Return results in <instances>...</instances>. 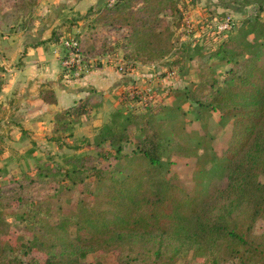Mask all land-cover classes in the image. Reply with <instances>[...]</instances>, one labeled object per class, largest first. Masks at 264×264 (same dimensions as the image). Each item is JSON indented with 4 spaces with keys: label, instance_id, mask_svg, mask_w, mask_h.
<instances>
[{
    "label": "trees",
    "instance_id": "trees-1",
    "mask_svg": "<svg viewBox=\"0 0 264 264\" xmlns=\"http://www.w3.org/2000/svg\"><path fill=\"white\" fill-rule=\"evenodd\" d=\"M103 8L98 20L118 29L117 42L126 60L153 63L170 52L173 21H166L165 15L180 19L176 0H114ZM245 24L254 25L250 32L256 33L255 40H243L242 47L252 42L257 46L238 69H230L222 90L206 102L198 101L195 109L200 124L207 110L218 112L220 120L230 119L222 160L211 165L215 153L207 131H187L182 122H172L170 139L160 146L146 119L138 135L140 143L123 153L121 143L129 141L131 120L128 114L120 120L121 112L115 109L112 124L103 126L92 143L97 158L114 159L107 167L106 182H102L104 170L98 161L88 162L94 155L73 158L71 167L62 170V179L79 185L81 196L70 214L39 218L36 236L22 246L23 254H32L28 264H83L81 259L93 250L113 252L116 264H176L184 252L202 253L207 264H264V231L254 229L256 220L264 216V180L260 179L264 174V24L255 20ZM59 36L54 26L48 41H57ZM77 41L78 49L88 55L87 38L79 36ZM39 98L56 102L49 88H41ZM88 99L85 96L76 105L53 113L50 140L57 146L65 145L60 134L67 133L70 123L88 112ZM144 108L138 115H129L141 120L145 114L155 116L164 109L151 104ZM190 137L196 138L193 147L186 143ZM102 143H108L110 150H104ZM173 155L194 157L191 186L175 174L166 176ZM117 160L123 161L128 172L121 174L111 167ZM42 174L46 175L39 171L10 185L0 184V264H23L12 254L10 223L3 208L20 207L27 201L35 204L37 175Z\"/></svg>",
    "mask_w": 264,
    "mask_h": 264
},
{
    "label": "rangeland",
    "instance_id": "rangeland-1",
    "mask_svg": "<svg viewBox=\"0 0 264 264\" xmlns=\"http://www.w3.org/2000/svg\"><path fill=\"white\" fill-rule=\"evenodd\" d=\"M73 1L75 0H0V23L5 24L6 28L11 25L10 29L29 25L34 9L38 18H42L38 26L51 24H47L50 18L48 12L58 14L59 17L53 21L60 32L58 39L73 38L79 44L77 38L80 36L87 38L91 46L88 55L78 49L80 65L72 79L80 78L89 69L105 68L108 73L104 75H109L113 81L112 85L101 87V91L93 93L90 89L87 94L90 102L88 112L75 121L71 119L74 122L70 123L67 133L60 134L61 143H65L61 146L50 140L54 135V112L48 121L35 116L17 120L11 119L6 110L0 108V184L8 182L10 185V182L22 176H34L39 171L46 174L37 175L33 198L35 204L27 201L20 207L3 208L5 219L10 223L12 254L22 259L23 264H28V255L31 254L22 253L23 243L36 236L39 218L44 216L52 220L64 212L70 214L75 201L81 196L78 192L79 185L72 186L65 178L62 179V170L71 167L73 158L82 157L83 154L94 155L88 162L98 161V166L104 170L100 174L101 179L105 180L102 182H106L110 163L114 159L111 156L97 158L92 143L103 126L112 124L111 113L115 109L121 112L120 120L127 114L131 120L129 141L121 143L123 153H130L140 143L138 135L143 131L142 120L146 119L160 146H164L170 139L169 132L174 127L172 122H182L187 131H207L211 137V149L215 153L211 165L221 161L230 132V119L220 120L218 112L207 110L209 113L200 124L194 117L195 109L198 101L206 102L222 90L230 69H238L244 58L257 46L255 42L247 47L241 45L245 39L255 40L253 35L256 31L250 32L254 25H246V20H252V24L253 20L264 24V0H176L181 12L180 19L165 15L166 21H173V47L158 61L140 63L123 57L117 42L118 29L113 25L105 26L103 21L98 20L105 12L103 6L109 8L114 0H87L89 4L82 3L81 11H67ZM90 5L92 9L89 10L87 8ZM19 20L21 23H17ZM225 20L229 21V27L221 28V23ZM119 29L122 30V27ZM58 50L61 54L62 51ZM62 71L67 73L63 67ZM138 97L140 98L137 100ZM145 104L163 106L164 109L155 116L145 114L141 120L129 115L145 111ZM195 139L190 137L186 143L193 147ZM101 146L104 150L111 148L108 143H102ZM170 159L166 176L175 174L180 181L191 186L194 157L173 155ZM111 167L121 174L129 170L121 160L115 161ZM216 171H219L218 167ZM41 179L44 181L41 182ZM260 179L264 180V174ZM219 180L220 184H224V180ZM254 229L264 231V216L256 220ZM81 260L83 264H93L95 261L116 264L113 252L100 250L87 252ZM207 261V256L202 253L184 252L178 255L175 262L207 264Z\"/></svg>",
    "mask_w": 264,
    "mask_h": 264
},
{
    "label": "crops",
    "instance_id": "crops-1",
    "mask_svg": "<svg viewBox=\"0 0 264 264\" xmlns=\"http://www.w3.org/2000/svg\"><path fill=\"white\" fill-rule=\"evenodd\" d=\"M84 2L89 4L87 0L73 1L67 11H81ZM48 13L47 24H51L45 26L47 29L44 25L38 26L42 18H38L36 9L29 25L10 29L11 25L6 28L0 23V108L11 119L35 116L48 121L53 112L76 105L88 96L90 89L94 93L113 83L109 75H104L108 73L105 68L89 69L76 79H72L73 74L62 71L58 40L48 41L51 27L55 25L53 21L59 15L53 11ZM41 88L53 90L56 102L49 104L41 100Z\"/></svg>",
    "mask_w": 264,
    "mask_h": 264
},
{
    "label": "built area",
    "instance_id": "built-area-1",
    "mask_svg": "<svg viewBox=\"0 0 264 264\" xmlns=\"http://www.w3.org/2000/svg\"><path fill=\"white\" fill-rule=\"evenodd\" d=\"M221 28L229 27V21L225 20L221 23ZM220 28V29H221ZM59 49L62 51L60 54V65L65 68L67 73L77 74L76 70L79 68L80 63V51H78L77 42L73 41V38H61L58 40Z\"/></svg>",
    "mask_w": 264,
    "mask_h": 264
}]
</instances>
